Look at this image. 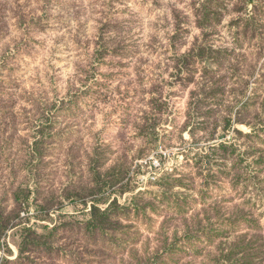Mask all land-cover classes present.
Masks as SVG:
<instances>
[{
	"label": "rangeland",
	"instance_id": "rangeland-1",
	"mask_svg": "<svg viewBox=\"0 0 264 264\" xmlns=\"http://www.w3.org/2000/svg\"><path fill=\"white\" fill-rule=\"evenodd\" d=\"M237 1L217 24L200 23L201 0H0V209L22 200L12 225L58 227L30 264H231L248 229L226 216L244 210L264 229V167L249 153L264 150V2L246 0L259 9L243 49L255 67L242 73L218 54L236 46ZM222 142L235 151L212 152ZM94 206L108 209L106 235L87 227ZM18 227L2 237L11 260ZM258 263L264 240L244 264Z\"/></svg>",
	"mask_w": 264,
	"mask_h": 264
},
{
	"label": "trees",
	"instance_id": "trees-1",
	"mask_svg": "<svg viewBox=\"0 0 264 264\" xmlns=\"http://www.w3.org/2000/svg\"><path fill=\"white\" fill-rule=\"evenodd\" d=\"M231 0H201L199 8H197L196 15L199 16L201 21L200 23H203L205 21L212 22L215 20L217 24H220L221 19L225 17L228 13L232 12L233 10L229 8V3ZM262 1V2H261ZM258 1V3H263L264 0ZM236 11L239 13V16L237 18L231 20V25L235 26V34L237 35V39L234 41L236 46L231 48H225L222 49L218 54L223 55H230L233 54L235 56L236 61V68L240 72H249L251 67L252 69L255 67V64L249 62V58L246 55V51L243 49L246 47V42L249 36L257 30L255 28V24L253 22L254 20V14L258 11L259 5H253L252 11H248V5L246 0H238L236 3ZM262 11H264V6L262 7ZM261 16V15H260ZM212 19V20H210ZM216 24V25H217ZM209 47V48H208ZM247 49V48H246ZM210 50H213L210 48V46H207V44L202 43V45H199V53L196 55L198 59L205 58L206 60L211 58V56L208 55V52ZM226 51H229L227 53ZM252 55V54H250ZM253 64V65H252ZM191 73H194L192 71ZM204 80H207L208 83H210V88L212 89V93H215L219 90L218 83H216L212 76H209V73L207 71H204ZM261 86L264 87V74L261 75L260 80ZM253 99V98H252ZM252 99L248 101L244 108L240 109V111L237 114V121L238 122H244V119L248 118L249 115L252 113H255V106L252 104ZM262 108L261 110L264 112ZM258 115V113H257ZM241 117V118H240ZM198 122H195L197 124ZM205 125V123H203ZM217 124V123H216ZM207 126L210 125V123H206ZM203 127V126H201ZM200 127V128H201ZM209 127L203 128V130H208ZM240 135L245 136V139H247L249 142L251 141L252 135L251 133L248 134H242L241 131ZM234 145H228L226 143H221L212 146V152L218 150H221V152L225 154L233 153L235 151ZM251 151V152H250ZM259 150H256L254 146H249V153H253L255 155V161H253V164L257 167L263 166L264 167V150H261L259 153H257ZM239 166V165H238ZM241 166H239L238 171H240ZM258 177H251V176H242L238 175L237 181L246 182V186H248L251 182H259L260 180H257ZM19 200V199H18ZM113 202V201H112ZM111 202V203H112ZM17 208L10 211L7 215L3 211V209H0V250H2V247H6L5 255L1 257L0 264H30L33 263L30 259H33L31 254H26L28 251H31L32 249H49L51 247V244L54 242V232L58 230L57 226H53L52 228L45 226L46 230L43 232H39L37 228H34L32 226H22V223H16L12 225V221L16 218H20L21 211L26 208V202L19 200ZM113 204V203H112ZM25 205V206H24ZM242 216H239L237 218H231L230 216H226V219H222L224 221L225 227L232 229L236 223V221H243L246 223V228L248 231L245 234H242L241 236H238V240L232 241L230 243V246L227 248L228 251L224 254L225 258H228L231 264H238L242 263L244 264L247 260H249L253 254L259 253L261 254V249H263V240L264 235L262 232H264V229H261L257 227V220L254 217H249L248 214H244V210H240V213ZM224 217V216H221ZM243 218V219H241ZM109 214L108 209H101L97 208V206H94L93 213L91 219L88 221V229H92L93 234L101 233L102 235H106L104 233L105 223L107 220H109ZM259 222V221H258ZM202 224V222H201ZM197 225L194 226L196 228L195 231L192 230V228L188 227L185 232H197L200 233L201 236L211 237L214 234L218 235V231H212L216 230L211 229L208 230V226L205 225ZM17 226H19L16 230H14L13 236H16V245L18 248V257L14 260H11L8 257V254L10 252V248L5 245L4 242H2V237L5 234V231L10 228L14 229ZM192 226V225H191ZM49 230V231H48ZM192 232V233H193ZM196 234V233H194ZM168 238L162 239L163 246L167 252L172 250V246L168 248L170 244H168L167 241ZM50 243V244H48ZM49 245V246H48ZM254 250H258L257 252H254ZM258 259V258H257ZM260 264V263H258Z\"/></svg>",
	"mask_w": 264,
	"mask_h": 264
},
{
	"label": "water",
	"instance_id": "water-1",
	"mask_svg": "<svg viewBox=\"0 0 264 264\" xmlns=\"http://www.w3.org/2000/svg\"><path fill=\"white\" fill-rule=\"evenodd\" d=\"M254 3V0H249V5H252Z\"/></svg>",
	"mask_w": 264,
	"mask_h": 264
}]
</instances>
